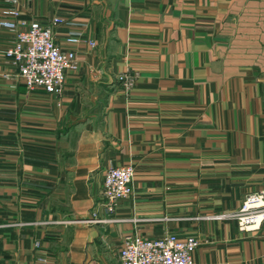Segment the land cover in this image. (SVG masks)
<instances>
[{"label":"crops","instance_id":"obj_1","mask_svg":"<svg viewBox=\"0 0 264 264\" xmlns=\"http://www.w3.org/2000/svg\"><path fill=\"white\" fill-rule=\"evenodd\" d=\"M11 10L61 20L77 69L58 97L26 90L0 28V264H118L135 234L194 237L193 264H264V224L203 219L264 192V0H0V21ZM112 166L132 195L106 213Z\"/></svg>","mask_w":264,"mask_h":264},{"label":"built area","instance_id":"obj_2","mask_svg":"<svg viewBox=\"0 0 264 264\" xmlns=\"http://www.w3.org/2000/svg\"><path fill=\"white\" fill-rule=\"evenodd\" d=\"M16 17L17 11L11 10L9 19L0 21V28L12 33L3 55L15 69V79L28 91L40 89L48 95L60 96L66 73L77 69L75 53L62 50L53 42L52 26L61 20L53 18L51 24L41 25L37 20L16 21ZM65 42L69 45L85 43L90 48L94 46L93 42L82 40L79 33L68 34ZM122 81L124 91H129L133 78L126 75ZM133 176L130 166H112L104 170L100 187L104 212L111 213L118 201L132 195ZM203 219L233 221L237 231L242 233L258 231L264 224V192L245 195L239 207L232 212L205 216ZM197 245L191 236L181 238L164 234L158 238H148L126 235L119 242L117 263L193 264L192 255Z\"/></svg>","mask_w":264,"mask_h":264}]
</instances>
